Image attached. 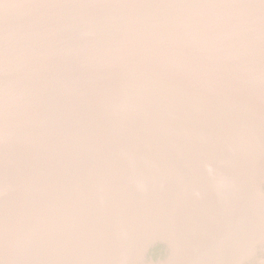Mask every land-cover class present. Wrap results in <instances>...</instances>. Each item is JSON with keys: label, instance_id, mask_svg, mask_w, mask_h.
<instances>
[{"label": "water", "instance_id": "1", "mask_svg": "<svg viewBox=\"0 0 264 264\" xmlns=\"http://www.w3.org/2000/svg\"><path fill=\"white\" fill-rule=\"evenodd\" d=\"M0 264H264V0H0Z\"/></svg>", "mask_w": 264, "mask_h": 264}]
</instances>
